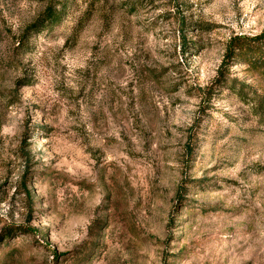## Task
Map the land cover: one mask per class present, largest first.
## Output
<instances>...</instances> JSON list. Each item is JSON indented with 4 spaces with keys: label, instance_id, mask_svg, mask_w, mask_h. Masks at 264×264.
Wrapping results in <instances>:
<instances>
[{
    "label": "rangeland",
    "instance_id": "1",
    "mask_svg": "<svg viewBox=\"0 0 264 264\" xmlns=\"http://www.w3.org/2000/svg\"><path fill=\"white\" fill-rule=\"evenodd\" d=\"M256 35L264 0H0V264H264Z\"/></svg>",
    "mask_w": 264,
    "mask_h": 264
},
{
    "label": "trees",
    "instance_id": "2",
    "mask_svg": "<svg viewBox=\"0 0 264 264\" xmlns=\"http://www.w3.org/2000/svg\"><path fill=\"white\" fill-rule=\"evenodd\" d=\"M60 19V12L55 10L52 6L48 7L45 11V20L54 24ZM247 53L244 59L247 64L252 66L264 65V37L263 35H256L252 37L247 36H234L229 39L225 48L224 60H231V58L239 57ZM255 99L258 101V110L264 112V97L256 95Z\"/></svg>",
    "mask_w": 264,
    "mask_h": 264
}]
</instances>
